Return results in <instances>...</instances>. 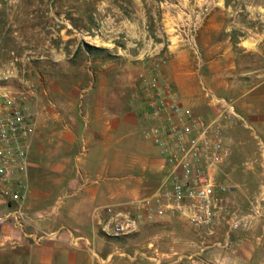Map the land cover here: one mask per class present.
<instances>
[{"label": "rangeland", "instance_id": "rangeland-1", "mask_svg": "<svg viewBox=\"0 0 264 264\" xmlns=\"http://www.w3.org/2000/svg\"><path fill=\"white\" fill-rule=\"evenodd\" d=\"M262 67L264 0H0L1 91L16 93L34 117L50 115L58 124L62 115L74 118L81 101L111 92L117 112L136 104L143 82L157 73L182 102L223 125L230 150L226 143L228 175L220 179L242 186L229 199L246 215L262 179L255 140L234 115L219 118L210 109L249 94ZM161 178L115 205L136 220V229L105 237L115 244L114 264H229L237 243L258 242L248 231L260 232L262 217L245 218L240 234L223 222L209 233L178 218L145 219L136 206Z\"/></svg>", "mask_w": 264, "mask_h": 264}, {"label": "crops", "instance_id": "crops-1", "mask_svg": "<svg viewBox=\"0 0 264 264\" xmlns=\"http://www.w3.org/2000/svg\"><path fill=\"white\" fill-rule=\"evenodd\" d=\"M255 76L249 94L237 95L234 105L224 99L220 110L210 111L225 119L231 113L251 130L263 179L264 67ZM111 94L94 103L81 101L74 118L62 115L58 124L50 115L45 118L36 112L25 174L29 195L21 223L7 216L9 207L0 198V264H114L111 253L116 247L105 237H120L104 232L108 229L105 207L148 192L154 177L162 176L163 162L145 137L148 123L138 116V99L136 104L125 102L124 109L117 112ZM221 127L230 150V138ZM228 157L220 165L219 179L228 175L224 173ZM220 182L234 186L228 197L242 191V186L232 180ZM254 207L255 202L250 201V211ZM253 218L264 220V208ZM165 219L170 220L156 221ZM260 223V232L248 231L258 242L237 243L229 264H264V223ZM240 230L235 231L240 234Z\"/></svg>", "mask_w": 264, "mask_h": 264}, {"label": "built area", "instance_id": "built-area-1", "mask_svg": "<svg viewBox=\"0 0 264 264\" xmlns=\"http://www.w3.org/2000/svg\"><path fill=\"white\" fill-rule=\"evenodd\" d=\"M16 95L0 90V198L9 207L7 216L21 223L29 195L25 174L36 120L26 102ZM219 101L225 103L224 99ZM138 109V116L148 123L145 137L163 162L160 187L136 206L145 219L178 218L210 233L221 222L234 229L248 216L260 214L264 208V181L252 213L246 215L234 209L228 197L234 186L219 180L227 148L217 117L207 118L182 102L172 86L155 72L142 84ZM105 212L106 234L118 236L135 231L136 220L127 213L113 205L105 207Z\"/></svg>", "mask_w": 264, "mask_h": 264}]
</instances>
